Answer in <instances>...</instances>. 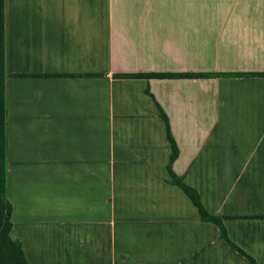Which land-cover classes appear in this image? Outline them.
<instances>
[{
  "label": "crops",
  "instance_id": "1",
  "mask_svg": "<svg viewBox=\"0 0 264 264\" xmlns=\"http://www.w3.org/2000/svg\"><path fill=\"white\" fill-rule=\"evenodd\" d=\"M4 70L28 264H249L169 184L158 107L172 172L264 264V77H117L264 74V0H4Z\"/></svg>",
  "mask_w": 264,
  "mask_h": 264
},
{
  "label": "trees",
  "instance_id": "2",
  "mask_svg": "<svg viewBox=\"0 0 264 264\" xmlns=\"http://www.w3.org/2000/svg\"><path fill=\"white\" fill-rule=\"evenodd\" d=\"M17 77H42V76H65V77H78L82 75H14ZM88 77L96 75H85ZM264 77V74H192V73H181V74H131V75H117L119 78H209V77ZM4 81H5V70H4V0H0V264H28L23 254L21 244L19 241L12 240L9 237L11 230V212L12 208L10 203L7 201L5 196V99H4ZM148 94V90H145ZM158 115L165 125L166 139L170 147V154L167 164V172L169 175V184L177 187L181 192L190 200L191 204L195 207L200 221L212 223L219 230V237L224 241L232 250L237 252L243 258H245L249 264H256V262L245 254L242 250L237 248L231 243L226 235L225 229L222 224V219L217 216L208 214L203 208L197 192L189 187L181 177L176 176L172 170L171 165L177 158L178 150L177 146L172 138L169 123L167 117L158 107ZM253 218L264 219V216H257Z\"/></svg>",
  "mask_w": 264,
  "mask_h": 264
},
{
  "label": "rangeland",
  "instance_id": "3",
  "mask_svg": "<svg viewBox=\"0 0 264 264\" xmlns=\"http://www.w3.org/2000/svg\"><path fill=\"white\" fill-rule=\"evenodd\" d=\"M69 247H70V245H69V244H66V249H67L68 251H69V249H70ZM97 261H98V260H96V259H90L89 263L92 264V263L97 262ZM64 262H65L66 264H70L71 261H70L69 259H64ZM79 262H80V260H76V261H75V264H80Z\"/></svg>",
  "mask_w": 264,
  "mask_h": 264
}]
</instances>
